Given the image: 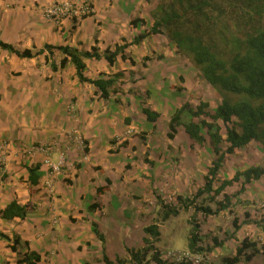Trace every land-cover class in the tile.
I'll return each mask as SVG.
<instances>
[{"label":"crops","instance_id":"0c3cea01","mask_svg":"<svg viewBox=\"0 0 264 264\" xmlns=\"http://www.w3.org/2000/svg\"><path fill=\"white\" fill-rule=\"evenodd\" d=\"M60 1L0 0V41L31 53L21 57L0 47V233L5 236H0V264H17L28 255L39 257L35 264H103V255L114 263L127 260L128 249L144 247L143 228L152 224L143 221V194L165 198L172 191L190 198L192 188L201 187L190 172H195L198 148L203 147L183 128L176 133L185 143L173 150L170 146L180 154L178 175L170 172L163 179L166 169L157 171L160 165L152 158L156 149L149 137L158 135L157 120H170L185 103L197 106L182 95L191 88L188 72L175 64L184 55L163 32L133 44L149 31L159 0H93L92 16L56 26L43 10ZM120 46H126L125 59L119 54L110 64L102 57ZM58 47L78 53L96 49L100 58L82 59L83 76L110 77L117 92L100 98L92 84L78 79L75 66ZM160 54L142 66L144 57ZM145 89L150 95L142 102ZM152 89L160 99L156 106ZM143 108L158 113L156 121L149 122ZM142 121L147 127L143 142ZM128 130L133 133L127 135ZM46 145L52 146L48 156L37 150ZM142 148L152 165L145 177ZM60 157L61 172L51 175L44 162L57 163ZM11 202L28 206L23 219L2 217Z\"/></svg>","mask_w":264,"mask_h":264},{"label":"trees","instance_id":"16d2710c","mask_svg":"<svg viewBox=\"0 0 264 264\" xmlns=\"http://www.w3.org/2000/svg\"><path fill=\"white\" fill-rule=\"evenodd\" d=\"M228 7L240 11L252 10L255 14H259L264 12V0H168L166 2L160 0L156 11L152 14L153 24L149 31L142 33L133 41V44H137L147 36L163 31L167 39L174 44L177 52L191 59L203 80L221 97L220 103L212 112L207 110L208 103L201 101L193 108L189 103L183 104L170 117L167 133L169 139L174 138L177 128L181 126L185 134L196 145L202 146L208 141L214 157L203 178V187L198 189L191 198L177 196V203L170 205L158 195H154L161 209V221H166L168 217L176 216L179 211H187L190 208H193L194 214L200 212L203 217L212 216L230 207L232 196L224 193L228 186L238 184L240 188L238 192L241 193L247 185L264 178V165H253L236 171L231 179L220 181L219 185L214 187L218 171L228 155L234 154L251 142L258 143L264 149V28L254 26L251 15H248L247 26L251 27L249 31H244L239 36L230 33L229 37L217 39L216 22L221 17L228 16ZM136 21L138 20L132 21V24ZM220 44L228 46L229 53L224 52ZM0 47L21 57L31 56L30 51L19 52L2 41H0ZM125 47H115L112 52L106 50L102 57L110 64L119 54L122 59H125L123 55ZM57 49L70 58V62L76 68L78 79L92 84L99 92L100 98L107 99L111 93L117 92L114 80L110 77L102 74V77L90 80L83 76L85 65L82 59L100 58L101 55L96 53V49L93 48L92 52L83 53L67 47ZM147 60V57L143 58L142 66H145ZM130 62L134 64L132 60ZM64 63L65 60L60 65ZM115 77L120 79L122 75L118 73ZM142 113L151 123L159 117L158 113L149 108H143ZM184 113L190 118L189 121L182 123ZM31 182L36 183L37 178L33 176ZM204 194L208 195L210 201L220 194L223 195V199L216 203V211H213L210 206L196 204L198 198ZM94 207V205L90 206V208ZM28 209L26 205L19 206L11 202L2 211V217L8 220L23 219ZM245 218L242 222L236 217L233 218L234 231H238L241 224L251 222L248 214H245ZM254 223L257 224L255 221ZM189 224L191 230L187 240L188 250L202 251V248L198 247L200 231L194 215L191 216ZM143 232L147 236L143 239L144 247L136 250L128 249L129 258L127 260L117 259L115 263L103 255V264H172L163 260L161 252L154 247L159 237L158 225L153 222L144 227ZM95 233L98 234L97 230ZM0 236L5 237L1 233ZM99 238L102 240L101 236ZM213 244L216 248L221 243L213 238ZM12 249L15 250V247L13 246ZM207 250L211 251V248ZM263 250V244L259 245L258 242L244 238L236 247L234 255L222 257L221 261L223 264L249 263L257 255L264 256ZM38 261V256L28 255L23 260H18L17 264H35Z\"/></svg>","mask_w":264,"mask_h":264},{"label":"rangeland","instance_id":"374dc122","mask_svg":"<svg viewBox=\"0 0 264 264\" xmlns=\"http://www.w3.org/2000/svg\"><path fill=\"white\" fill-rule=\"evenodd\" d=\"M166 1L168 0H165V2ZM227 11L229 13L228 16L221 17L219 21L216 22L215 34H218L217 39L221 40V38L223 37H229L230 33H234L236 36H239L242 34V32L249 31L251 27L249 25L247 26V24L249 23L248 15H251L254 26L264 28V12L255 14V12L252 10L247 11L246 9H243L242 11H240L239 9L235 10L229 7L227 8ZM170 44L174 45L172 42H170ZM220 48L224 52L229 53L228 46L220 44ZM160 56L161 54L154 57H147L148 60L146 62L152 60V58H160ZM175 64L178 65V68L180 70L183 68L184 71L188 72H186L188 74L187 77L189 78V81L191 83L189 92L186 94H182L183 97H187L189 101H192L193 104L195 103L196 105H198L201 101L207 102V110L212 112L221 101L220 95L214 88H212L203 80L200 72L192 63L189 57H180V61L176 62ZM179 83L180 82H178V84ZM142 88H144L143 84ZM151 94L152 102L156 106V103H160V99L157 96L158 94L155 93L153 89ZM149 95L150 93L147 92V89L142 91V102L148 100ZM189 118L190 117L187 114L183 116L182 123L189 121ZM168 122L169 119H165L164 117L157 120V129H154L157 131L158 135L156 136V139L153 137H149V143L156 149V152L152 154V158L156 159V161L161 166L156 168L157 171L166 169V171L162 173L163 179L165 180H167V175L171 174L170 172L178 175V172L181 170L177 166L180 154L177 152L172 153V147L175 148L177 145H183L185 143V141H183L184 139L181 140V135L179 134V132L175 133V139H169L167 137L166 134L168 133ZM144 125L145 124L142 121V142L147 140V133L144 132L145 129L147 130V127L145 128ZM178 128L179 131H182L181 126H179ZM222 146H224V144ZM201 147L203 148H198L197 152L200 156L198 160L199 162L196 166L197 168L195 172H190L192 178H197V180H199V183H201L200 188L203 187V178L207 173L206 170L208 169L207 167L205 169V164L209 167L214 157L208 141L205 142V144H203ZM144 151L145 149L142 148L143 153ZM147 156H149V152L147 151L142 154V177H145L146 173L149 172L152 168V165L146 163L147 161H149L146 160ZM253 165H264V149H262V147L255 142L249 143L247 146L238 149L234 154L228 155L227 158H225L222 167L218 171L217 181L215 182L214 187H217L220 181L231 179L236 171L244 170ZM202 171H204L205 173L201 174ZM200 188H192L194 192L192 193V196ZM239 189V185L234 183L224 190V193L226 195L232 196L231 205L228 209L216 212V214L212 216L203 217L200 212H196V214H194L193 208H190L188 211L182 210L176 216L172 215L168 217L166 221H161V209L160 206H157L158 202L156 201L155 197H150L143 194L144 199L142 200L144 201H142V206L146 210L144 211V215H146V218L143 219V221L151 220V223L155 222V224L158 225L159 237L154 243L155 247L164 253L168 251H187L188 234L191 230L189 220L192 215L195 216V221L199 224L200 240L198 243V247L202 248V251H199L204 257L202 264H223L221 258L229 256L232 257L234 255L236 245H239V243L244 238H248L251 241L258 242L259 245H264V178L247 185L244 191L241 193L238 192ZM171 192L167 193V197L165 198H162L161 194L158 196L163 199L166 204L175 205L177 203V196L175 194H171ZM222 199L223 195L220 194L216 196L213 201H210L208 199V195L204 194L198 198L196 204L202 206H210L213 211H216V203L221 201ZM145 205L147 207H145ZM154 206L158 207L157 211L156 207L154 210ZM245 214L249 215V219L251 220V222L247 224H241L240 229L238 231H234V228L232 226L233 218L236 217L240 222H242L246 219ZM254 221L257 222V224H255ZM213 238H216L218 241H220L221 244L218 248L214 247ZM208 248H211V251H208ZM238 264H264V256L260 254L255 256L249 263L240 262Z\"/></svg>","mask_w":264,"mask_h":264},{"label":"built area","instance_id":"2783aa9c","mask_svg":"<svg viewBox=\"0 0 264 264\" xmlns=\"http://www.w3.org/2000/svg\"><path fill=\"white\" fill-rule=\"evenodd\" d=\"M94 14L93 0H63L54 2L46 6L43 10V15L46 20L56 26H60L64 21H80ZM133 130L126 131L127 135H131ZM36 149V148H35ZM42 153L47 156L51 153L52 146L46 145L38 147ZM45 165L48 167L51 175H57L61 172L63 165V157L57 163H52L48 159L45 160ZM47 187L51 188V181L47 183ZM161 258L172 264H202L203 255L201 252L192 251H168L161 254Z\"/></svg>","mask_w":264,"mask_h":264}]
</instances>
